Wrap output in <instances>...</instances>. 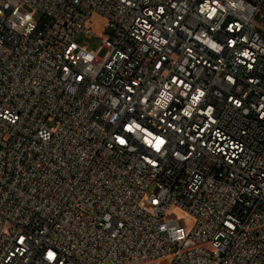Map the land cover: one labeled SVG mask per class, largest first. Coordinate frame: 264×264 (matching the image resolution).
<instances>
[{
	"label": "built area",
	"instance_id": "2783aa9c",
	"mask_svg": "<svg viewBox=\"0 0 264 264\" xmlns=\"http://www.w3.org/2000/svg\"><path fill=\"white\" fill-rule=\"evenodd\" d=\"M0 264H264V0H0Z\"/></svg>",
	"mask_w": 264,
	"mask_h": 264
},
{
	"label": "rangeland",
	"instance_id": "374dc122",
	"mask_svg": "<svg viewBox=\"0 0 264 264\" xmlns=\"http://www.w3.org/2000/svg\"><path fill=\"white\" fill-rule=\"evenodd\" d=\"M41 19V15L39 13L35 14V20L39 22ZM92 34L96 37L89 38L86 33H82L78 38V44L83 47H87L90 52L97 51L101 45L103 44L102 36L107 33L106 21L102 18L95 17L93 22L88 27ZM49 127H54L55 124H48ZM179 217H183V215L178 214ZM194 221L192 223L181 222V226L185 227L186 229H191L194 226Z\"/></svg>",
	"mask_w": 264,
	"mask_h": 264
}]
</instances>
